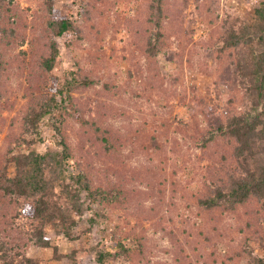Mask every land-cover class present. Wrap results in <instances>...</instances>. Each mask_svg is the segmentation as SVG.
I'll return each instance as SVG.
<instances>
[{
	"label": "rangeland",
	"instance_id": "obj_1",
	"mask_svg": "<svg viewBox=\"0 0 264 264\" xmlns=\"http://www.w3.org/2000/svg\"><path fill=\"white\" fill-rule=\"evenodd\" d=\"M54 1L57 9L70 4V0ZM148 1L103 0L104 13H94L87 20L74 19L80 41L70 39L68 47L64 39L56 41L60 58L52 74L46 76L45 89L56 77L63 80L64 71L73 70L79 77L86 73L95 80L97 85L82 88L73 97L88 128L95 129L90 124L94 122L101 133L105 131L99 134L108 137L115 150L104 153L99 144L85 140L83 147L77 148L78 137L94 140L95 135L91 128L83 129L74 120L67 119L62 129L76 155L89 154L93 184L113 193L123 191L124 196L116 208L105 209L99 201L86 211L82 222L77 221L76 239L69 241L49 229L47 236L50 245L57 248L59 260L50 259L46 264H96L87 243L96 242L98 229L107 226L103 246L123 241L131 250L127 255L107 257L102 264H244L239 257L247 251L255 258H264L257 242H249V248L238 242L242 237L239 221L224 218L215 233L208 213L197 204L203 170L211 161L198 147L196 134L214 124L229 95L240 101L244 97L235 69L238 60L247 57L248 47L239 45L219 53L220 34L235 19L244 21L258 9L250 10L240 0H168L167 17L156 31L153 23L141 18V11L136 13L135 2L146 9ZM14 2L19 5L22 21L18 27L10 25L16 27L12 37L16 44L7 40L2 45L8 56L7 85L0 100V148L10 121L26 103L25 88L30 83L33 86V63L49 54L51 43L45 32L44 0ZM157 33L161 36L159 50L147 61L144 51L148 38L154 40ZM52 133H46L42 149L51 151L48 142ZM222 143L229 151L223 153L231 159L232 145ZM219 159L216 156L214 163ZM95 212L109 218L95 217ZM89 218H95L100 226L86 233ZM16 223L17 233L11 238L19 240L21 256L38 260L41 254L42 260L52 256V250L41 252L28 243L26 219L19 217ZM137 224L142 227L137 228ZM1 231L0 227V241L5 238ZM121 231L140 237L141 248Z\"/></svg>",
	"mask_w": 264,
	"mask_h": 264
},
{
	"label": "trees",
	"instance_id": "obj_2",
	"mask_svg": "<svg viewBox=\"0 0 264 264\" xmlns=\"http://www.w3.org/2000/svg\"><path fill=\"white\" fill-rule=\"evenodd\" d=\"M54 2L44 0L45 32L51 38L50 52L38 58L39 62L33 63L31 70L34 68L36 73L31 77L33 86L30 83L25 88L26 103L10 121L2 139L3 148H0V227L1 232L5 233V238L0 241V264H46L50 259L59 260L57 248L50 245L47 236L49 229L71 241L77 238L74 233L80 225L77 221L82 222L86 211H91L99 201L105 209L116 208L123 201V191L113 193L101 184H93L89 154L83 157L76 155L69 136L62 129L67 119L74 120L83 129L91 128L95 135L94 140L90 136L78 137L77 148H82L85 140V143L99 144L104 153L114 152L110 139L99 134L101 132L94 122L90 124L95 129L91 126L88 128L80 105L73 97V93L95 86L97 82L86 73L79 77L71 70L63 72V80L56 77L49 89H45L48 86L46 76L52 74L54 64L60 58L56 41L64 39L65 47L71 44L70 39L80 41L82 36L74 19L87 20L94 13H104L103 0H70V4L65 3L58 9ZM167 2L149 0L146 9L135 2L136 13L141 11V18H146V23H153L157 31L167 17L166 11L170 9ZM20 21L22 14L19 5L14 0H0V100L7 85L4 76L8 53L2 45L7 40L11 42L10 45L16 44L12 38L16 27L10 25L18 27ZM158 34L154 40L148 38L144 51L147 61L157 54V43L161 41ZM219 41V53L239 45L248 47L247 57L238 60L235 69L244 97L240 101L229 95L221 112L213 119L216 120L214 124L205 128L202 134H196L200 142L198 147L206 155L205 158L212 162L203 170L201 198L197 199V204L208 213L215 233L224 218H234L239 221L237 228L242 234L238 242H243L249 248V242L255 241L264 251V2L254 16L244 21L235 19L220 34ZM152 66L156 67L154 62ZM36 84L39 86L35 87ZM104 87L107 88L106 85ZM239 101L240 109L236 108ZM202 114L205 117V111ZM51 132L48 142L51 151L42 149L47 142L46 133ZM222 142L232 145L231 159L223 153L229 151ZM216 156H220L218 163H214ZM227 162L230 165L225 167ZM19 217L26 219L29 227L26 235L29 236L28 243L41 249V252L52 250L50 258L42 260L44 257L41 254L38 260L19 254V240L16 236L15 239L11 238L17 233L16 219ZM95 217L109 218L99 212H95ZM85 222L89 224L86 233L100 226L95 218ZM136 226L142 227L141 224ZM107 230L108 226L98 229L99 239L87 243L88 252L95 254L96 264H102L107 257L127 255L131 250L128 243L123 241L105 248ZM121 233L123 237L136 242L134 246L141 248L140 237L131 236L125 231ZM73 253L74 249L69 255L71 260L74 259ZM239 258L245 260L244 264H264L263 257L255 258L248 251Z\"/></svg>",
	"mask_w": 264,
	"mask_h": 264
},
{
	"label": "built area",
	"instance_id": "obj_3",
	"mask_svg": "<svg viewBox=\"0 0 264 264\" xmlns=\"http://www.w3.org/2000/svg\"><path fill=\"white\" fill-rule=\"evenodd\" d=\"M242 5H246V7L250 10H256L260 8V5L264 2V0H240Z\"/></svg>",
	"mask_w": 264,
	"mask_h": 264
}]
</instances>
